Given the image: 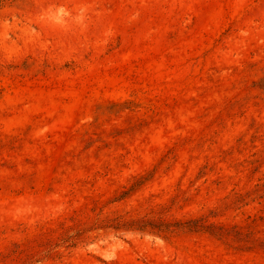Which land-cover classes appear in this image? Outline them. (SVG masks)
<instances>
[{"label":"rangeland","instance_id":"374dc122","mask_svg":"<svg viewBox=\"0 0 264 264\" xmlns=\"http://www.w3.org/2000/svg\"><path fill=\"white\" fill-rule=\"evenodd\" d=\"M0 264H264V0H0Z\"/></svg>","mask_w":264,"mask_h":264}]
</instances>
